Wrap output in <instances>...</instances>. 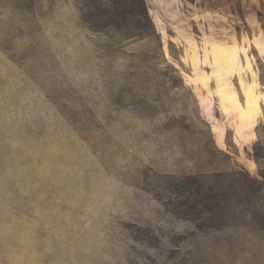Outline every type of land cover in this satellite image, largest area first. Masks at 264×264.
<instances>
[{"label":"rangeland","instance_id":"rangeland-1","mask_svg":"<svg viewBox=\"0 0 264 264\" xmlns=\"http://www.w3.org/2000/svg\"><path fill=\"white\" fill-rule=\"evenodd\" d=\"M0 0V264H264V0Z\"/></svg>","mask_w":264,"mask_h":264},{"label":"trees","instance_id":"trees-1","mask_svg":"<svg viewBox=\"0 0 264 264\" xmlns=\"http://www.w3.org/2000/svg\"><path fill=\"white\" fill-rule=\"evenodd\" d=\"M109 1V0H108ZM120 8L121 14H135L140 15L142 14V10L144 12L143 1L142 0H121Z\"/></svg>","mask_w":264,"mask_h":264}]
</instances>
